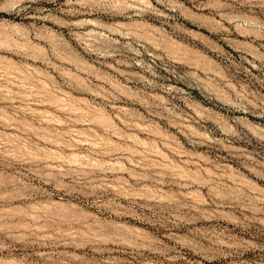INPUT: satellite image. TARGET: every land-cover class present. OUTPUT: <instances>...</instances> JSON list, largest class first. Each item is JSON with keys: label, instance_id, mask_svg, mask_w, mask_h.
<instances>
[{"label": "rangeland", "instance_id": "374dc122", "mask_svg": "<svg viewBox=\"0 0 264 264\" xmlns=\"http://www.w3.org/2000/svg\"><path fill=\"white\" fill-rule=\"evenodd\" d=\"M74 1L0 0V264H264V0Z\"/></svg>", "mask_w": 264, "mask_h": 264}, {"label": "bare ground", "instance_id": "6f19581e", "mask_svg": "<svg viewBox=\"0 0 264 264\" xmlns=\"http://www.w3.org/2000/svg\"><path fill=\"white\" fill-rule=\"evenodd\" d=\"M56 2V1H54ZM72 4H76V2L74 0H70V2L68 3V6L70 7ZM110 6H111V2L109 0H97L96 4L94 6H92V8H89L88 10L85 11H74V12H70L66 10V15L71 17V18H77L80 16H85V15H100L103 17H113L115 14L112 13V11H110ZM66 9V8H65ZM83 9V8H82ZM135 12L136 15L140 16L142 15V10L141 9H134L133 10ZM65 15V14H64ZM65 15V16H66ZM114 18V17H113ZM43 20V19H42ZM70 20V19H69ZM74 20V19H73ZM64 21V20H63ZM71 21V20H70ZM54 22V21H53ZM52 22V23H53ZM91 23V22H90ZM64 24V23H63ZM58 25V24H57ZM65 25V24H64ZM66 28V27H65ZM216 33V32H215ZM217 34V33H216Z\"/></svg>", "mask_w": 264, "mask_h": 264}]
</instances>
